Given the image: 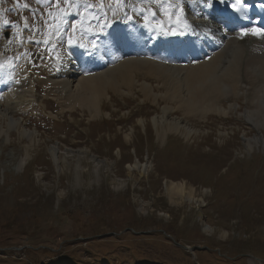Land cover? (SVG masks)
<instances>
[{
	"label": "rangeland",
	"instance_id": "374dc122",
	"mask_svg": "<svg viewBox=\"0 0 264 264\" xmlns=\"http://www.w3.org/2000/svg\"><path fill=\"white\" fill-rule=\"evenodd\" d=\"M58 2L0 0V45L3 31L18 38L22 6L21 44L48 40ZM38 86L24 127L0 134V264H264V121H246L247 92L225 115L175 109L155 123L164 104L139 89H108L90 117Z\"/></svg>",
	"mask_w": 264,
	"mask_h": 264
},
{
	"label": "bare ground",
	"instance_id": "6f19581e",
	"mask_svg": "<svg viewBox=\"0 0 264 264\" xmlns=\"http://www.w3.org/2000/svg\"><path fill=\"white\" fill-rule=\"evenodd\" d=\"M85 1L89 5L70 1L68 10L54 15L52 34L44 40L40 58L36 59L44 70L41 73L44 77L39 78L44 97H54L62 112H74L79 107L95 117L100 113L101 99L109 94L108 89L122 94L139 89L143 99L164 104L162 115L155 119V123H164L175 109H181L184 115L195 112L203 116L225 115L232 109L231 99L237 100L238 92L244 90L251 104L255 102V109L244 113L246 121L250 126H258L259 114L264 121V40L257 39L252 31L244 36L235 33L233 37L217 39V31L203 33L204 28H198L197 20L191 24L178 8L183 4L182 8L185 6L197 16L210 10L213 0ZM144 16L169 23L176 29L172 36L175 40L169 42L162 37L160 41L165 42H147L136 32L152 33L149 26L142 28L138 24ZM116 17L119 22L110 26L109 22ZM257 29L250 26L243 31ZM92 40L97 41L98 47L89 56L83 44ZM1 57L0 50V118L6 127H0V134L8 135L12 129L24 127L23 116L33 109L36 101L31 88L35 84L30 76L26 77L30 75L28 71L23 78L16 79L12 60L3 68ZM27 61L32 65L31 60ZM25 79H29L30 86L25 85ZM182 123L174 120L170 129L190 134L187 124ZM21 135L32 141V133L23 131ZM55 154L52 149L51 155L58 161ZM182 189V185L170 186L173 195H180Z\"/></svg>",
	"mask_w": 264,
	"mask_h": 264
},
{
	"label": "snow or ice",
	"instance_id": "6c2138e0",
	"mask_svg": "<svg viewBox=\"0 0 264 264\" xmlns=\"http://www.w3.org/2000/svg\"><path fill=\"white\" fill-rule=\"evenodd\" d=\"M155 15V13H153ZM253 35H256L258 37H264V30H251Z\"/></svg>",
	"mask_w": 264,
	"mask_h": 264
}]
</instances>
